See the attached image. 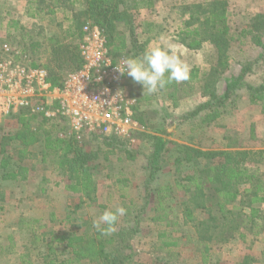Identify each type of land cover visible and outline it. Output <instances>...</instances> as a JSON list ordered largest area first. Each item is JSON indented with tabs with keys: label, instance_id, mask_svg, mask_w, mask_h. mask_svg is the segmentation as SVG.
<instances>
[{
	"label": "rangeland",
	"instance_id": "rangeland-1",
	"mask_svg": "<svg viewBox=\"0 0 264 264\" xmlns=\"http://www.w3.org/2000/svg\"><path fill=\"white\" fill-rule=\"evenodd\" d=\"M154 1L152 7H140L134 12L138 45L143 46V53L150 46L173 45L191 69L190 78L181 84L186 89L195 86V93L181 98L174 106L163 90L143 95L142 85L127 77L126 88L136 101L135 110L145 119L142 129L134 133L133 140H128L135 158L128 159L127 149L118 148L105 159L106 147L90 139V135L76 137L88 150L101 146L99 158L92 162L97 183L95 200L86 198L83 191L67 189L70 173L59 164L57 157L49 155L42 159L41 141L26 145L22 139L12 140L6 149L13 161L21 166L24 178L0 179V264H47L65 258L69 256V250L64 249V243L54 240L56 236L67 232L94 236L99 233L93 227L94 219L105 210L120 206L127 210L131 203L134 206H131L130 214L126 212L120 217L116 228L133 226L139 220L140 232L131 240L136 262L152 264L162 253L154 249L159 232L175 228V236L183 235L178 247L181 260L185 264H204L203 246L198 244L194 228L191 224L186 225L181 215L187 198L184 190L175 188L173 198L168 199L169 218L175 219L176 214L178 226L166 227L165 222L152 221L156 214V199L147 201L145 166L152 151L148 136L161 135L164 115L182 116L208 98V95L204 96L205 88L198 77L216 66V53L210 42H202L198 48H189L181 42V28L186 18L183 7L205 0ZM84 10L82 0H0V60L11 58L29 66L34 62L48 70L56 69L57 57L62 56L65 46L78 52L81 38L79 34L72 35L73 15L81 19L76 33H83L87 26H99L92 17L82 14ZM263 11L264 0H229L227 21L231 27V44L229 60L219 71L218 92L225 87V77L239 74L245 64L252 66L245 75L246 82L258 85L264 80V48L257 46L252 36L244 31L252 18ZM14 22L18 24L13 25ZM120 27L124 29L123 24ZM5 44L9 51L5 50ZM137 52L138 48L130 41L117 59L142 57L143 53L137 55ZM59 71L67 76L75 70L67 62ZM200 120L199 116L188 120L173 130L167 139L204 150H264V105L251 103L243 85L228 100L224 114L218 120L206 125H201ZM37 125L38 121L33 120L32 126ZM0 126L5 133L15 135L22 125L10 116L0 118ZM169 146L156 180L158 185L174 184L176 177L190 170L183 165L181 171L176 172L174 156L177 153L173 144ZM23 150L26 155H19ZM258 153L255 164L264 178V153ZM3 156L0 146V164ZM257 206L260 212L256 219L241 228L233 239L227 243H211L206 264H264V203ZM139 209L143 212L139 213ZM80 262L98 264L88 258Z\"/></svg>",
	"mask_w": 264,
	"mask_h": 264
},
{
	"label": "trees",
	"instance_id": "trees-1",
	"mask_svg": "<svg viewBox=\"0 0 264 264\" xmlns=\"http://www.w3.org/2000/svg\"><path fill=\"white\" fill-rule=\"evenodd\" d=\"M154 2V0H82L85 7L82 14L92 17L105 31L110 55L113 60H117L130 41L138 48L137 55L143 53V46H139L137 41L134 12L140 7H152ZM228 5L229 0H205L186 4L183 7L186 18L181 28L183 35L181 42L189 48H198L202 42H210L215 48L216 66L198 77L205 88L204 96L208 95V98L182 116L164 115L161 135L148 136L152 151L147 156L145 166L147 201L151 198L156 199L154 208L156 214L152 217V221L165 222L166 227L178 226L179 220L176 214L175 219L169 218L171 206L168 204V199L173 198L175 188L184 190L187 198L183 202L181 215L184 223L191 224L194 228L197 242L203 246L204 264L208 260L211 243H227L233 239L241 228L256 219L260 212V207L257 205L264 203V178L255 164L257 152L264 153V150H204L167 139L173 130L198 116L201 118V125L218 120L224 114L228 100L239 86H245L251 103L264 105V80L258 85H253L244 79L251 70V64L242 65L237 75L226 76L225 87L222 92H218L219 71L229 60L228 50L231 44V27L227 21ZM77 16L73 15L72 35L79 34L81 38L82 33H76L81 24V19ZM17 24V22L13 23V25ZM121 24L124 29H121ZM244 31L252 36L257 46L264 48V11L254 16ZM64 49L62 56L57 57L56 69H47L54 85H61L65 80L66 75L63 76L59 71L65 63L70 62L73 70L79 69L82 65L79 50L73 52L67 46ZM67 55L69 57L66 58V62L64 58ZM30 65L40 66L34 62ZM195 89L193 85L187 86L186 89L183 84L173 82L162 90L172 104L177 106L181 98L194 94ZM10 116L22 126L15 135L5 133L0 126V146L4 155L0 164L1 180L24 178L21 166L13 161L6 149L15 138L22 139L26 145L41 141L42 159L45 160L49 155L55 156L59 164L66 167L70 173L71 182L67 185V189L75 192L83 191L86 198L93 200L96 199L97 183L92 172V162L99 158L101 146L107 148L104 153L105 159H108L109 154L114 153L118 148L127 149L125 152L128 159L135 158V152H132L133 149L128 146L127 139L90 135V139L98 141L101 146L96 150H88L83 143L77 141L75 136L59 135L68 127L62 118L48 119L33 114L28 108H20ZM135 116L142 125L145 123L142 113L136 112ZM33 120L38 121L35 128L32 126ZM170 144L175 146L177 153L174 156L176 172L179 173L183 165L188 166L190 170L176 177L174 184L158 185L156 180L164 165V153L169 152ZM19 153L21 156L26 155L25 150ZM131 206L134 205L131 203ZM131 206L127 207L128 214L132 210ZM141 212L143 211L140 210L139 213ZM139 223L137 219L133 226H119L116 232L106 237L100 233L94 236L74 232L58 235L54 240L64 243V249L69 250V256L51 260L47 264H81L83 258L96 261L98 264H142L135 261L131 243L136 233L140 232ZM174 231L175 228L171 231L159 232L154 249L162 253L157 255L152 264H185L178 249L183 235L175 236Z\"/></svg>",
	"mask_w": 264,
	"mask_h": 264
},
{
	"label": "built area",
	"instance_id": "built-area-1",
	"mask_svg": "<svg viewBox=\"0 0 264 264\" xmlns=\"http://www.w3.org/2000/svg\"><path fill=\"white\" fill-rule=\"evenodd\" d=\"M5 50L9 51L5 44ZM82 58L79 69L69 73L61 85H54L49 71L16 59L0 60V118L20 108L48 119L62 118L68 126L59 133L116 136L133 140L142 129L136 118L135 99L126 88L127 74L116 68L105 31L87 26L78 43Z\"/></svg>",
	"mask_w": 264,
	"mask_h": 264
},
{
	"label": "clouds",
	"instance_id": "clouds-1",
	"mask_svg": "<svg viewBox=\"0 0 264 264\" xmlns=\"http://www.w3.org/2000/svg\"><path fill=\"white\" fill-rule=\"evenodd\" d=\"M117 71L127 74L135 83L142 85L143 95L153 94L165 89L169 84L181 83L190 78V66L177 54L176 48L169 44L147 48L142 57L126 58ZM123 206L105 210L93 220V227L103 236L116 232L119 218L126 214Z\"/></svg>",
	"mask_w": 264,
	"mask_h": 264
}]
</instances>
